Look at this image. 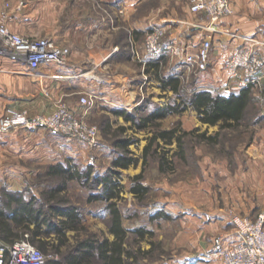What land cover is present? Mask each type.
<instances>
[{"label":"crops","instance_id":"obj_1","mask_svg":"<svg viewBox=\"0 0 264 264\" xmlns=\"http://www.w3.org/2000/svg\"><path fill=\"white\" fill-rule=\"evenodd\" d=\"M105 1L122 9V6H127L132 0ZM230 1L232 14L221 18L216 23L214 32H201L193 29L190 24L179 25V21L175 19L160 22L166 23L164 27L167 33L163 39L165 44L176 40L182 45H196L200 43L202 35L210 36L211 62L208 70L203 73L205 78L195 85L206 88L212 86L223 94L229 93L225 88L228 81L224 70L225 61L244 45L246 38H256L264 43V0ZM187 7L191 14L188 22L205 20V16L190 12L189 0ZM91 9L88 3H75L74 0H0V22H4L11 31L47 37L71 51L65 65L45 63L36 70H30L23 63L0 58V117L10 109H24L31 115L48 114L55 109L58 101L68 102L70 108L80 114L81 104L73 101V97L86 92L98 96L96 106L89 116L91 118H96L110 108L130 110L137 104V83H140L141 73H129L130 64L133 63L125 61L123 54L119 53L122 58L114 64L112 73L107 75L108 81H98L96 76L94 78L89 75L114 53L112 46L100 40L98 20L89 13ZM146 32L147 30L144 33ZM257 49L264 55V45ZM114 56H118V53ZM164 58L167 62V55ZM169 65L167 62L164 69H175V64L167 68ZM152 68L158 77L154 80L150 77L145 91L157 88L164 94L173 95L171 89L162 86V69L158 67L156 71V66H149V74ZM262 73L261 87L264 89V68ZM132 81H136V87H133ZM161 103L166 104L167 101ZM108 114L105 112V115ZM110 115L112 127L130 125L122 116ZM259 136L262 137L260 140L257 139ZM250 151L253 154L250 159L249 183L251 194L254 192V201L257 202L260 192L261 200H264V130L256 133ZM103 154L98 148L89 151L79 142L66 143L61 137L43 131L0 132V191L4 186L9 190H21V187L40 174V170L44 174V170L50 165H67L69 159H90V162L95 155L99 161L100 158H106ZM208 200L201 207L193 206L192 211L179 219L180 224L172 238L173 249L178 252L173 255L172 264H220L214 239L222 237L223 246L235 241L232 213L227 210V206L212 207L210 199ZM248 207H256L253 198L236 209L248 212ZM259 212L258 210L246 216L253 217Z\"/></svg>","mask_w":264,"mask_h":264},{"label":"rangeland","instance_id":"obj_2","mask_svg":"<svg viewBox=\"0 0 264 264\" xmlns=\"http://www.w3.org/2000/svg\"><path fill=\"white\" fill-rule=\"evenodd\" d=\"M74 2H85L91 6L92 9L91 11L89 10V13L98 20L100 40L108 43L114 50V53L105 59L95 72L90 73L92 76L100 78L112 73L113 66L115 67L114 64H117L122 58L119 57V53L123 54L125 61L129 60V62L133 63L129 67L131 75L137 71L141 73V64L131 58V44L134 42L141 47L146 30L148 31L153 26H165L166 23H160L161 20L169 21L175 19L179 21L177 22L179 25L187 24L191 20V14H189L187 7L188 0H132L127 6H122V9L108 4L105 0H74ZM102 41L100 42L102 43ZM115 47H118V49H114ZM115 53H118V56H114ZM177 65L179 66L180 64L178 63ZM169 67L170 65L167 66V68ZM162 71V76L169 74L166 69H162ZM204 75L203 73L200 75L191 74L188 81H180L184 96L189 94L192 89L196 90L199 88L195 84L197 81L203 80L205 78ZM148 76L149 79L151 77L153 80L158 77L153 68L150 70V74L148 73ZM131 83L133 87H136V81ZM152 86L155 87V85ZM208 88L215 92L219 91V89L212 86ZM152 90L149 88L142 95L139 93L137 104L130 110L146 103V106L144 105L145 109L148 107L147 104L153 105L161 103V101L168 102L172 98V95L164 94L160 89ZM253 93L256 102L250 106L249 111L255 116L238 129L221 130L219 142L216 144L206 143L197 138L198 134L204 131L208 136L218 131L219 128L200 123L196 111L191 108L180 115H170L162 120V127L164 128L179 126L182 131L193 133L185 138L186 160L174 159V172L160 173L157 169L156 158L152 155L147 157L146 165L143 167L142 151L148 144V139L152 134L148 130L135 131L134 128H127L126 136H131L138 140L136 143L131 144L129 149L140 159L136 166L120 170V182L124 188L117 203L122 215V223L126 229L132 230L138 227H145L153 231L154 235L151 240L159 244L151 259L144 261V263L172 264L173 255L178 252L173 249L172 238L178 224H180L179 219L182 218L183 214L192 211L193 206L198 205L201 207L208 203V199H210L212 207L227 206V210H230L232 214L241 216H246V214H251L258 210L261 211L264 208V200H261L262 198L260 197L261 192L259 193L258 201L255 202V195L254 192L253 195L251 194L249 183L250 159L253 154L250 151L251 145L256 133L264 130V89L259 87ZM80 96H74L73 101L80 104ZM65 103L69 105L68 102L65 101ZM95 106L96 104L89 108L86 119L89 124L99 128L100 136L96 148L104 152L103 155L106 158H100L101 160L97 161L99 158L95 155L90 162H88L90 159L85 161L69 159L68 164L76 166L80 170L91 165L96 173H101L111 167V159L113 158L111 137L106 132L105 123L102 121L106 116L111 117V113L107 109L105 112L109 113L108 115H105L104 112L96 118H91L89 116ZM79 110L80 114H82L84 111L82 105ZM257 116H259V119L254 121ZM126 127H128V124ZM114 128L112 127V129ZM261 138L259 136L257 139L260 140ZM172 147L175 148V144ZM94 150L95 148L89 151ZM142 170L143 184L148 186L149 191L140 200L128 191V187L130 178L139 174ZM42 173L43 170H40V174L35 176L32 181H29L30 183L21 187L19 191L25 190L26 196L30 192L36 193L42 200L43 197L41 198L39 193L42 190H50L53 184L57 182L56 177L48 178L45 175V170L44 174ZM92 187L84 185L81 180L77 179L66 182V189L60 193V196H63L71 205L78 208L82 217L80 226L85 229L77 233L67 231L66 241L59 250H54L51 246L45 252L41 250L48 259L64 264V256L73 250L78 238H85L91 233L99 236L108 235L107 227L110 217L105 208L107 203L104 199L89 201V198L97 194L101 189V186ZM250 198H253L256 207L252 209L248 207V212L238 211L237 209H240V206H244L247 202L249 203ZM132 238L133 235L129 234L130 241ZM52 242L56 243L57 241L53 239ZM142 247L148 249L150 247L148 241L144 240Z\"/></svg>","mask_w":264,"mask_h":264},{"label":"trees","instance_id":"obj_3","mask_svg":"<svg viewBox=\"0 0 264 264\" xmlns=\"http://www.w3.org/2000/svg\"><path fill=\"white\" fill-rule=\"evenodd\" d=\"M156 71H158V66ZM162 86L173 91L172 98L166 104L155 103L135 107L133 110L110 108L113 115L122 116L128 127L118 125L112 129L109 116L103 118L106 132L111 137L113 158L111 167L101 173H96L91 165L83 170L76 166L56 164L45 170L48 178H57L50 190H42L41 200L38 194L24 191L9 190L6 187L0 191V239L11 243L29 234V240L40 250L47 251L51 246L59 250L66 241V232L75 233L84 230L82 217L78 208L60 196L66 189L69 180H81L88 187L101 186L97 194L89 201L104 199L106 211L109 214L108 235L91 233L85 238H78L73 250L64 256V264H151L144 263L151 259L159 244L152 239L153 231L145 227L128 230L122 223V215L118 207L123 185L120 182V170L136 166L140 158L129 149L138 140L126 136L127 128L148 130L152 135L142 151V165L145 167L149 155L156 158L157 169L165 174L175 171L174 159L186 160L185 138L192 132L182 131L179 126L164 128L162 120L170 115H180L191 108L197 113L200 123L206 126H217L218 131L211 135L206 132L198 134L197 138L206 143L216 144L221 130H235L242 127L255 115L249 111L256 98L251 86L233 90L227 94L215 92L210 88L192 89L184 96L180 81L176 78L163 76ZM146 106V105H145ZM260 116V115H259ZM254 118V121L259 119ZM253 122V121H252ZM110 131V132H109ZM175 144V148L172 145ZM143 170L130 178L128 191L143 199L148 193V186L143 184ZM92 185V186H91ZM93 188V187H92ZM129 234L133 235L131 241ZM111 236V238H110ZM78 237V236H77ZM57 242L54 243L52 240ZM148 241L150 247L144 249L142 242ZM45 264H61L53 259H47Z\"/></svg>","mask_w":264,"mask_h":264},{"label":"built area","instance_id":"obj_4","mask_svg":"<svg viewBox=\"0 0 264 264\" xmlns=\"http://www.w3.org/2000/svg\"><path fill=\"white\" fill-rule=\"evenodd\" d=\"M189 10L192 14L205 16V20L187 22L193 29L201 32L216 31V23L233 12L230 0H189ZM165 35L164 26H153L146 32L141 47L134 42L131 44V58L142 67L140 83H137L141 95L150 81L149 66L157 65L159 69H164L167 62L170 65L173 63L175 69L167 70V77L179 81H188L191 74L200 75L209 68L212 46L210 36L202 35L200 43L196 45H182L176 40L163 43ZM260 45L264 43L256 38H246L244 45L225 61L227 92L247 86L254 90L261 87L264 55L257 49ZM70 53L68 47L59 45L50 38L22 35L0 22V58L23 63L30 70H36L45 63L63 66ZM166 55L167 62L164 58ZM178 63L180 65L176 66ZM95 79L108 81V76ZM97 100L98 96L95 94L82 93L79 100L84 108L82 114H77L65 101H58L55 109L48 114L31 115L24 109L6 110L0 117V132L43 131L61 137L66 143L79 142L93 150L98 145L100 130L88 123L86 115ZM231 222L235 229V241L223 246L222 237L214 239L220 264H264V208L253 217L232 214ZM47 259L29 240L28 233L11 243L0 239V264H45Z\"/></svg>","mask_w":264,"mask_h":264}]
</instances>
